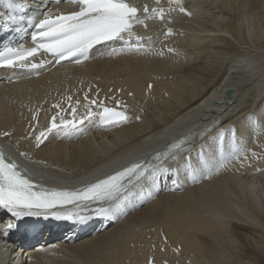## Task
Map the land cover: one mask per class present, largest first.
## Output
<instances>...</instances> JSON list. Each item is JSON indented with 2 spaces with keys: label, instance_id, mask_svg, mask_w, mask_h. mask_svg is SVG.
Returning <instances> with one entry per match:
<instances>
[{
  "label": "bare ground",
  "instance_id": "6f19581e",
  "mask_svg": "<svg viewBox=\"0 0 264 264\" xmlns=\"http://www.w3.org/2000/svg\"><path fill=\"white\" fill-rule=\"evenodd\" d=\"M129 1L143 10L151 4ZM67 6L66 0L52 5L55 11ZM186 7L188 16L180 9H163V19L148 13L142 30L127 36L145 49L108 45L83 63L0 82V132L10 131L3 141L39 163L36 171L23 165L36 175L39 189L71 190L90 181V173H110L132 160L165 170L154 178L149 170L129 184L130 199L115 212L120 211L117 223L104 231L28 248L29 262L9 243L11 256L0 246V264L264 261V0H190ZM0 20L18 24L2 14ZM68 93L77 115L92 109L91 100H121L128 120L92 135L47 132L50 104H61ZM221 130L228 157L219 154ZM110 156L111 164L105 161ZM171 169L185 186L159 190L156 182L163 178L166 184ZM99 206L93 202L66 214L92 216Z\"/></svg>",
  "mask_w": 264,
  "mask_h": 264
},
{
  "label": "snow or ice",
  "instance_id": "6c2138e0",
  "mask_svg": "<svg viewBox=\"0 0 264 264\" xmlns=\"http://www.w3.org/2000/svg\"><path fill=\"white\" fill-rule=\"evenodd\" d=\"M5 7L11 10L12 15L8 19H14L15 13L25 11L23 0H4ZM58 2V0H57ZM70 3L79 5L78 10L70 13H54L46 11L43 18L34 22L36 18L28 17L29 24H32L31 46L20 44L17 47H5L0 51V67H29L35 68L30 58L40 52L57 57V63L69 58H87L90 49L96 45L106 44L114 41H125V36L132 37L133 28L136 24H143L144 20L138 15L139 9L127 2V0H69ZM177 6L181 0H174ZM181 11L184 9L181 7ZM145 19L149 11L156 15V18L163 19V9L144 8ZM146 26V25H145ZM171 30H169L170 32ZM137 41L141 38L137 37ZM141 47V45H137ZM171 51V49H170ZM42 63V62H41ZM87 100V97H85ZM79 103V102H77ZM90 105H96L102 109L98 114L88 108L87 116L81 120H65L62 117L56 123L57 117L52 118L48 132H63L69 134L76 126L83 122V119H91L98 115L102 124H118L128 120L123 111H118L120 101H116L117 108L104 106L91 100ZM55 107H59L56 105ZM88 107V105H86ZM76 108L72 109L73 114ZM139 119V117H137ZM43 133H41V136ZM218 148L223 151L224 131L218 133ZM40 140V137H37ZM177 144L169 145V148H176ZM23 155V153L21 154ZM156 159H160L157 154ZM190 158H186L188 167H191ZM202 164L207 162L201 156ZM13 161L6 162L5 157L0 153V209H5L14 218L23 216L52 215L57 219H77L84 221L90 216H82L79 213L73 215L71 212L62 214L55 211L58 207L63 209L67 205L80 206L84 201L100 202V206L92 209L94 215H107L114 204L119 200L121 194L129 184L140 181L146 174H154L158 170L156 165L144 162L132 163L121 171L109 175L105 179H99L95 183L87 184L77 190L69 191L56 189H43L34 185L17 170ZM161 168L163 165L160 166ZM176 171V169H171ZM175 183V181H173ZM104 202H110L105 204ZM14 223L7 225L8 229L15 227Z\"/></svg>",
  "mask_w": 264,
  "mask_h": 264
},
{
  "label": "water",
  "instance_id": "95a60500",
  "mask_svg": "<svg viewBox=\"0 0 264 264\" xmlns=\"http://www.w3.org/2000/svg\"><path fill=\"white\" fill-rule=\"evenodd\" d=\"M225 97H226V98H230V97H231V90H230V89H227V90L225 91Z\"/></svg>",
  "mask_w": 264,
  "mask_h": 264
},
{
  "label": "rangeland",
  "instance_id": "374dc122",
  "mask_svg": "<svg viewBox=\"0 0 264 264\" xmlns=\"http://www.w3.org/2000/svg\"><path fill=\"white\" fill-rule=\"evenodd\" d=\"M258 264H264V261H263V262H260V263H258Z\"/></svg>",
  "mask_w": 264,
  "mask_h": 264
}]
</instances>
